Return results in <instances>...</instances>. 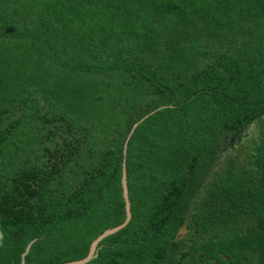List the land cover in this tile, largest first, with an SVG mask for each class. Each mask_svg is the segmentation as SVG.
<instances>
[{
    "label": "trees",
    "instance_id": "16d2710c",
    "mask_svg": "<svg viewBox=\"0 0 264 264\" xmlns=\"http://www.w3.org/2000/svg\"><path fill=\"white\" fill-rule=\"evenodd\" d=\"M122 158L85 264H264V0H0V264L84 258Z\"/></svg>",
    "mask_w": 264,
    "mask_h": 264
},
{
    "label": "water",
    "instance_id": "95a60500",
    "mask_svg": "<svg viewBox=\"0 0 264 264\" xmlns=\"http://www.w3.org/2000/svg\"><path fill=\"white\" fill-rule=\"evenodd\" d=\"M143 118H141L140 120H138L136 123H133L127 136L126 139L122 145V156L125 155V149H126V142L128 137L130 136L131 132L133 131V129L136 127V125L142 120ZM120 188H121V197H122V201H123V212H124V219L123 221L119 224L116 225L112 228L106 229L104 230L101 234H99L89 245V249L88 252L86 254V256L82 259L76 260V261H71V262H66V263H62V264H85L88 261H90L92 258L95 257L96 255V246L99 243L100 240H102L104 237L115 233L116 231L120 230L122 227H124L127 222L130 219V211H129V202H128V198H127V189H126V181H125V164H124V158H122L121 160V169H120ZM35 240H31L30 242H28L23 250V252L20 254V264H24V260L23 257L26 255V253L28 252L31 244L34 242Z\"/></svg>",
    "mask_w": 264,
    "mask_h": 264
},
{
    "label": "rangeland",
    "instance_id": "374dc122",
    "mask_svg": "<svg viewBox=\"0 0 264 264\" xmlns=\"http://www.w3.org/2000/svg\"><path fill=\"white\" fill-rule=\"evenodd\" d=\"M254 128H255V124H252V125H250V126L246 129V132H249V131H251V130H254ZM235 149H239V146H236ZM242 155H243V153L240 152V153H239V158H240V159H241ZM185 234H186V230L182 228V229L179 231L178 236H179V237H183ZM224 263L227 264V260H225L222 264H224Z\"/></svg>",
    "mask_w": 264,
    "mask_h": 264
}]
</instances>
